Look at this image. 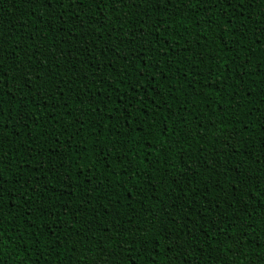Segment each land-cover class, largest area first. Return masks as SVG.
<instances>
[{
    "label": "trees",
    "instance_id": "obj_1",
    "mask_svg": "<svg viewBox=\"0 0 264 264\" xmlns=\"http://www.w3.org/2000/svg\"><path fill=\"white\" fill-rule=\"evenodd\" d=\"M261 26L264 0H0V262L264 264Z\"/></svg>",
    "mask_w": 264,
    "mask_h": 264
},
{
    "label": "snow or ice",
    "instance_id": "obj_2",
    "mask_svg": "<svg viewBox=\"0 0 264 264\" xmlns=\"http://www.w3.org/2000/svg\"><path fill=\"white\" fill-rule=\"evenodd\" d=\"M39 2L46 3L47 5H51L53 3V0H39ZM56 2L59 3L62 8L64 7V0H56ZM71 2H72V0H69V3H71ZM101 2H102V0H101ZM197 2H199V0H197ZM213 2L215 3L216 0H213ZM226 2H227V4L231 5L232 0H226ZM240 2L242 3V0H240ZM260 32L264 33V26L260 27ZM141 75H142V73H141ZM153 79H154V77H153ZM17 107H19V105H17ZM2 111H3L2 105H0V112H2ZM21 119H23L22 116H21ZM0 179H2V177H0ZM2 188H3V183L0 182V189H2ZM2 195L3 194L0 193V201H2ZM0 207H2V203H0ZM0 223H2V219H0ZM0 264H7V261H2V262H0ZM133 264H134V262H133Z\"/></svg>",
    "mask_w": 264,
    "mask_h": 264
}]
</instances>
